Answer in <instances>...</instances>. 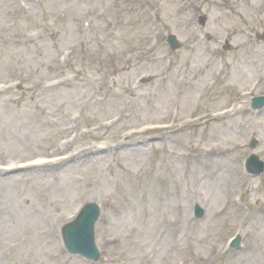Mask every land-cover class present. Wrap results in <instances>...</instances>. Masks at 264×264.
<instances>
[{"label": "rangeland", "instance_id": "1", "mask_svg": "<svg viewBox=\"0 0 264 264\" xmlns=\"http://www.w3.org/2000/svg\"><path fill=\"white\" fill-rule=\"evenodd\" d=\"M32 2V0H27ZM188 0H157L158 4L165 6L167 13L172 14L177 6L184 5ZM250 1V0H248ZM52 5L53 12L55 8L67 16L68 20L65 21L63 25H59V29L56 30L59 37V45L52 41L50 35H45L40 41L30 42L28 45L15 46L14 44L4 45L0 43V82L9 79V77L18 74H25L28 76L39 77L38 73L41 74L45 79H52L51 76L54 71L50 72L49 65L53 63L55 57L63 50L69 49L71 46L76 48L80 52V57L77 58L70 66L65 69V75L71 80H85V72L81 67L83 64L88 63V57H84L87 50L86 46H92L99 49L102 46H119L123 50L129 44L130 40L121 39L118 42L111 43L107 35L103 32L105 22L102 21L106 18L105 9L102 1L99 2L94 8L85 4H77L74 0H42L43 8H45L48 3ZM254 2V1H253ZM261 1L257 0L253 6H250V22L252 24H258L264 30V15L257 13L258 5ZM18 0H0V33L4 38L12 36H22L25 32H30L27 28L33 25L32 31H35L37 27H41L40 24L42 17L38 14L36 22H28L23 18L22 14L16 12V7L18 6ZM249 5V4H248ZM74 6V8H73ZM178 6V7H179ZM9 7V8H7ZM35 7V5H34ZM77 10H76V9ZM90 10H88V9ZM92 8V9H91ZM101 8V9H100ZM214 7L210 6L207 12L209 15V10ZM249 8V7H248ZM38 8H36L37 10ZM35 10V8H34ZM11 11V12H10ZM89 13L87 17L85 14ZM99 12L101 13L99 15ZM225 11H222L223 13ZM9 13V14H8ZM8 14V15H7ZM228 14V13H227ZM218 21H214L212 24H208V31L215 34L216 40H219L226 31L225 27L230 24L233 25L224 15L220 13L214 14ZM80 17L83 23L80 25L76 21ZM170 17V16H169ZM51 18L49 16L44 23ZM242 17L235 20L236 24H241ZM171 28L178 27V21L173 20L170 17ZM225 25H223L224 23ZM43 23V24H44ZM76 24V25H74ZM90 25V31L83 30L80 35L77 31L81 28ZM258 26V27H259ZM4 27L8 29L10 33L4 31ZM248 29V27H246ZM212 30V31H211ZM68 32V34H66ZM64 34V36H62ZM53 43V44H52ZM188 48L178 53V56L171 57L173 62L172 67L179 65L181 67L182 63L185 61ZM166 54V50H163ZM230 55V65H234L236 69L240 70V73L236 76L232 75V79L229 83L238 82L240 85L248 84L252 82L255 78L254 74L248 80L249 75L246 76V81H244L243 71L251 70L255 73L256 68L249 66L247 60L241 61L240 58L244 56ZM183 55V58H182ZM235 55L237 56L235 58ZM58 57V56H57ZM182 59V61H180ZM57 63V58L55 60ZM196 59L194 61V66L190 75L186 78L196 77L194 71ZM147 64H152L150 61L143 63L140 68L134 70H127L125 73L120 74L116 84L105 82V92L104 95L95 101L90 99L89 87L94 85L92 82H86L85 86L82 85V81H77L78 87L76 90H62L47 93L43 95L42 101L39 102V106L36 109V105L33 99H37L41 91H43V85L38 81L27 80L22 89L18 92H14L12 97L0 99V159H3V154L7 156H12L14 158H30L38 153H42L45 149L50 147L51 142L54 140L52 138L51 142L45 143L41 142L43 140L42 127L44 122L54 121L56 124L67 120L69 117L72 119L73 116H84L86 122L94 124H100L107 122L114 117H122V120L114 130L118 133H124L126 131L125 127H131L140 124L160 120L162 116L169 110L171 104L168 108L162 111L159 118H154V114H158L161 107H155L158 105L161 97L159 95L164 92H155L150 96V99L144 97V93L151 92L156 89L158 81L153 85H142V90L134 92L139 93L132 95L131 91L133 81L140 78L141 72L151 71L152 67ZM79 70L83 71L77 74ZM147 65V67H145ZM165 64V68H166ZM197 65H203L201 60H197ZM211 70V69H210ZM37 73V74H36ZM93 73V72H92ZM234 74V73H233ZM103 75V74H102ZM84 78V79H82ZM208 78V77H206ZM204 78V79H206ZM196 79V78H195ZM198 80V79H196ZM248 80V82H247ZM48 81V80H45ZM146 86V87H145ZM152 86V87H151ZM173 93L175 87L170 89ZM36 94V95H35ZM35 95V96H34ZM165 96V95H163ZM197 96L195 94L192 103L195 106L198 102L196 101ZM109 97V98H107ZM159 97V98H158ZM128 99L131 100V105L128 106ZM172 103V101H171ZM220 105H223V100ZM219 106H217L218 108ZM42 109L45 112V116L40 114L39 110ZM43 117H41V116ZM237 123L235 131L230 128V132L224 133L222 127H212L208 131L209 136H213L211 143L214 146H233L238 143H243L247 141L246 139L252 137V129H256L258 135L257 139L264 140V125L262 130H258V126H255L252 122H247L242 119H232L229 123ZM263 124V123H261ZM89 126L90 124H85ZM90 125V126H91ZM255 126V128H253ZM244 128H248L247 134H241L239 131ZM20 129L22 132L16 134V130ZM31 132L35 142L30 143L29 147L26 146L24 140L29 143L27 139L28 133ZM52 133H57V129L53 128ZM100 134L102 135L103 132ZM199 134V133H198ZM200 135V134H199ZM20 137L16 139L15 137ZM55 138V137H54ZM200 141L203 143L200 136ZM202 147H207L208 145L202 144ZM264 151V145L261 148ZM159 157L155 158H143V163L136 162L131 163L126 166L123 192L116 197L119 199L128 195L130 200L135 198L143 199L149 198L152 193L151 181L146 179L145 170H151L156 173L161 171L157 170V164H159ZM169 164V162H167ZM121 171V170H118ZM76 177L77 183L72 179ZM97 177V174H96ZM18 178H22L19 176ZM93 178L95 174L88 172L82 175V173L70 172L66 175H61L59 177L46 180L44 182L34 181V179H28V177H23L19 179L20 183L9 184L3 188L0 184V247L4 257L6 256L4 249L11 254L12 260L8 257L6 264H32L33 258L29 255H34L40 262H54L51 258L50 244L53 247V253L56 252L57 246L52 243L47 242L41 237L44 230L47 229V220L51 219L53 221L62 222L64 216L75 210V207L82 202L87 201L89 198L97 197L96 202L103 204L104 207V219L99 228V238L98 242L106 251L108 256L106 264H166L169 261V256L166 254L161 255L155 259L154 263L148 261L149 257L153 253L168 248L174 241L172 238L173 233L170 228L166 230L163 225L161 227V218L153 217L146 222L145 211L149 207L145 206L143 201L132 202L131 206L136 205V210L133 211L132 207L128 208L129 218L125 222L124 226L120 229L121 220L118 217L113 218V227L108 230L106 223V194L101 188L93 183ZM190 179V178H188ZM3 191V192H2ZM83 196V197H80ZM264 197H262L263 199ZM152 203V202H150ZM189 204H183L184 214L188 213ZM210 205V204H209ZM219 205V204H218ZM217 206L211 205L214 209ZM172 218L175 215L174 212H170ZM135 215H138L137 221L134 219ZM15 220H18V225L20 227H15L13 224ZM155 222L156 226L152 223ZM159 224V228L157 227ZM13 230H9L12 228ZM5 229V231H3ZM120 229V230H119ZM174 229V228H173ZM210 228L204 230L203 234L209 232ZM200 235V232H198ZM218 232L214 231L212 233V238H218ZM25 236L27 237V244L25 247L12 249V245L19 243L21 239ZM128 238H131V244H127ZM117 239L116 244L109 245V241ZM2 240V241H1ZM210 244H207L209 246ZM205 245L200 246L201 250H205ZM4 248V249H3ZM25 253V254H24ZM5 264V263H0ZM70 264H76L71 262ZM234 264H263L261 261L260 251H256L255 254L246 257Z\"/></svg>", "mask_w": 264, "mask_h": 264}, {"label": "bare ground", "instance_id": "2", "mask_svg": "<svg viewBox=\"0 0 264 264\" xmlns=\"http://www.w3.org/2000/svg\"><path fill=\"white\" fill-rule=\"evenodd\" d=\"M147 35V34H146ZM146 38V36H143L140 40L142 41L143 39H145ZM169 99H171V94L169 93ZM169 99H167V97H163V106H162V108H165L166 107V105H167V102L166 101H168ZM75 178H73L72 180H74ZM74 182H75V180H74ZM216 188H217V191H218V198H220V196H221V194H220V187L219 186H216ZM12 230H13V228H12Z\"/></svg>", "mask_w": 264, "mask_h": 264}]
</instances>
